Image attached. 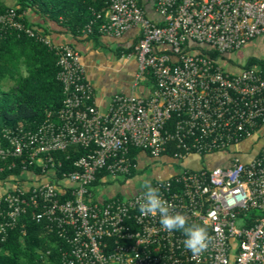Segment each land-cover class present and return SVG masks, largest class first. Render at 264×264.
<instances>
[{
  "label": "built area",
  "instance_id": "2783aa9c",
  "mask_svg": "<svg viewBox=\"0 0 264 264\" xmlns=\"http://www.w3.org/2000/svg\"><path fill=\"white\" fill-rule=\"evenodd\" d=\"M102 1L106 8L92 10L85 31L96 23L99 33L119 36L139 25L135 81L154 77L148 95L115 92L104 109L71 43H55L42 28L25 25L14 6L0 10V30L24 31L54 49L64 92L54 117L47 113L33 128L0 134V160L12 157L14 166L20 158L24 173L28 164L43 169L0 193V241L32 207L35 220L45 217L70 242L67 264H264V56L231 59L264 34V0H154L162 24L138 0ZM169 142L176 149L169 157L180 160L226 157L150 178L174 211L207 226L211 242L198 257L184 247L182 232L164 231L159 216L139 213L143 186L105 198L92 192L101 169L102 181L137 169L139 155L135 161L129 146L158 157ZM70 145L87 150L73 161L75 169L56 178L52 152ZM67 187L70 197L59 200Z\"/></svg>",
  "mask_w": 264,
  "mask_h": 264
},
{
  "label": "trees",
  "instance_id": "16d2710c",
  "mask_svg": "<svg viewBox=\"0 0 264 264\" xmlns=\"http://www.w3.org/2000/svg\"><path fill=\"white\" fill-rule=\"evenodd\" d=\"M8 6L16 7L18 18L27 26L40 27L47 34L49 29L44 22L50 21L73 35L98 34L96 23L90 32H86L84 26L92 17V10L103 11L106 8L102 0H12V3L0 0V10ZM27 11L38 15L39 19H29ZM135 43L117 51V54L133 52ZM208 53L213 57L218 56L215 50H208ZM56 58L54 49L35 35H28L24 31L0 30V134L4 128H33L43 121L47 113L54 117L64 97L62 84L56 78ZM254 59L255 56H250L247 62ZM7 79L13 80V84L4 88ZM146 82L151 89L154 87L153 76L148 75ZM86 150L81 145H70L64 150L52 152L56 178L61 179L63 172L75 169L73 161ZM175 150L173 142H169L162 155L171 156ZM140 151L137 147L129 146L130 155L135 161ZM11 158L0 160V180L13 177L21 183L20 180L25 178L22 163L17 158L14 166H9ZM26 168L39 175L43 173L42 167L36 164H28ZM135 172L132 169L124 176H132ZM105 173V168L98 171L91 184H99ZM117 195L121 196L120 193ZM68 197L69 187L58 196L59 200ZM31 211L32 207L27 208L17 218L15 225L8 229L5 239L0 241V264H67L63 252L69 249L70 242L59 235L56 228L50 229L51 223L45 217L35 220Z\"/></svg>",
  "mask_w": 264,
  "mask_h": 264
},
{
  "label": "crops",
  "instance_id": "0c3cea01",
  "mask_svg": "<svg viewBox=\"0 0 264 264\" xmlns=\"http://www.w3.org/2000/svg\"><path fill=\"white\" fill-rule=\"evenodd\" d=\"M6 1L12 3V0ZM139 2L148 17L158 23L163 22L162 15H160L155 8L154 0H139ZM26 14L31 20L37 21L39 19L38 15L31 11H27ZM44 24L49 29L48 34L55 43L69 42L79 51L84 67V75L92 84L94 100L100 109H104L107 106L111 95L115 92H134L138 95L149 94L151 85L146 82V78L135 81L138 69L135 54L133 52L127 54H117V51L122 48H126L137 41L141 33L139 25H131L121 35L113 36L104 33L93 35L80 33L73 35L72 33L65 31L62 26L56 23L47 21L44 22ZM231 59H233V57H231ZM158 157L166 158L169 156L160 155ZM224 158H226L225 155H221L219 153H210L205 155L190 154L182 160L173 158L176 161H180L174 166L176 168L171 166V168L169 167L162 173V175H158L157 177H163L175 173L184 165L191 168H197L202 164L209 166L221 164L223 163ZM147 159H150L149 155L144 151H140L139 161H143L145 163ZM28 174L29 172L26 171L25 177ZM148 177L149 176H147L146 179ZM140 178L143 177L141 176ZM150 178L151 177L148 179ZM20 181L22 183L27 180L26 178H23ZM16 182L17 181L11 177L1 179L0 193L6 188L11 187ZM142 183V179L139 180V178L136 177L130 178L125 184V190H123L125 192L123 194L130 195L134 193L143 186ZM99 184L93 186L92 188L94 192L93 194L99 198H105V196L102 195L103 192L109 193V195L120 193L116 192L113 187L107 188L104 186L102 192L97 194L95 190ZM120 194L123 195L122 193Z\"/></svg>",
  "mask_w": 264,
  "mask_h": 264
},
{
  "label": "clouds",
  "instance_id": "9594fccd",
  "mask_svg": "<svg viewBox=\"0 0 264 264\" xmlns=\"http://www.w3.org/2000/svg\"><path fill=\"white\" fill-rule=\"evenodd\" d=\"M143 195L136 201L139 213L144 216H159L164 231H180L184 235L183 245L193 257L205 252L211 242L207 226L190 223L189 217L179 211L163 198L160 187L154 186L150 179L143 181Z\"/></svg>",
  "mask_w": 264,
  "mask_h": 264
},
{
  "label": "rangeland",
  "instance_id": "374dc122",
  "mask_svg": "<svg viewBox=\"0 0 264 264\" xmlns=\"http://www.w3.org/2000/svg\"><path fill=\"white\" fill-rule=\"evenodd\" d=\"M29 25V24H28ZM50 37V35L47 33ZM51 38V37H50ZM264 55V34L258 35L256 38H253L252 41L244 44L241 49L236 52L231 53V57L236 58L239 62H244L248 56H263ZM226 65V64H225ZM13 84V80L7 79L4 82L3 87L8 88L10 85ZM147 159L145 163L143 161L138 162V167L134 175L126 177L124 175H119L116 179L115 177H111L104 182H101L95 192L99 194L102 192L103 187L111 188L113 187L116 192L124 193L125 191V184L129 181L130 178L136 177L142 179L143 181L146 179L147 176L149 177H157L158 175H162L169 167L177 165L176 163L180 161H176L170 157H151ZM176 168V167H174ZM154 172V173H153ZM25 174V173H24ZM143 178H140V177ZM148 177V178H149ZM147 178V179H148ZM120 179V180H119ZM140 182V181H139ZM143 184V183H142ZM122 188V189H121ZM103 196L108 197L110 196L109 193H102Z\"/></svg>",
  "mask_w": 264,
  "mask_h": 264
}]
</instances>
